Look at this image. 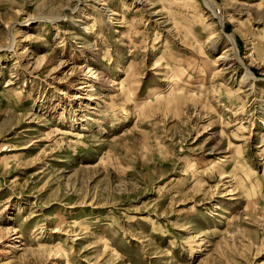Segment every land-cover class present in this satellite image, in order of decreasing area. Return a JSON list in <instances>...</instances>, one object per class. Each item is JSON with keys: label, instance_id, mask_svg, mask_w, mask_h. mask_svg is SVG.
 Returning a JSON list of instances; mask_svg holds the SVG:
<instances>
[{"label": "rangeland", "instance_id": "1", "mask_svg": "<svg viewBox=\"0 0 264 264\" xmlns=\"http://www.w3.org/2000/svg\"><path fill=\"white\" fill-rule=\"evenodd\" d=\"M0 264H264V0H0Z\"/></svg>", "mask_w": 264, "mask_h": 264}, {"label": "bare ground", "instance_id": "2", "mask_svg": "<svg viewBox=\"0 0 264 264\" xmlns=\"http://www.w3.org/2000/svg\"><path fill=\"white\" fill-rule=\"evenodd\" d=\"M248 75H249V73H248ZM250 76V75H249Z\"/></svg>", "mask_w": 264, "mask_h": 264}]
</instances>
